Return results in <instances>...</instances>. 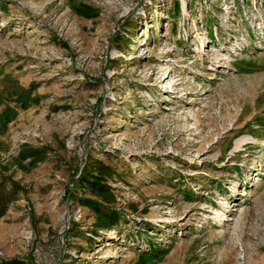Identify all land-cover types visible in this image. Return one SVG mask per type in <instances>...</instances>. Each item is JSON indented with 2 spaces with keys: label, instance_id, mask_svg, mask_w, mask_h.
I'll use <instances>...</instances> for the list:
<instances>
[{
  "label": "rangeland",
  "instance_id": "rangeland-1",
  "mask_svg": "<svg viewBox=\"0 0 264 264\" xmlns=\"http://www.w3.org/2000/svg\"><path fill=\"white\" fill-rule=\"evenodd\" d=\"M1 179L0 262L264 264V0H0Z\"/></svg>",
  "mask_w": 264,
  "mask_h": 264
},
{
  "label": "trees",
  "instance_id": "trees-1",
  "mask_svg": "<svg viewBox=\"0 0 264 264\" xmlns=\"http://www.w3.org/2000/svg\"><path fill=\"white\" fill-rule=\"evenodd\" d=\"M25 157L35 156L37 160H41L45 157L47 150L43 148H32L29 147L25 150ZM98 168L101 170V173H105L107 166L100 162ZM102 176H96L93 181H90V185L93 186V190L97 191L101 195H105L109 190L107 183L102 181ZM21 189V186L15 180H0V216H3L9 204L16 199L18 191ZM87 204H91L90 201ZM117 218V217H116ZM117 220L113 221L111 224L116 223ZM102 226H108L103 224ZM0 264H35V263H26L23 260L11 259L1 261Z\"/></svg>",
  "mask_w": 264,
  "mask_h": 264
}]
</instances>
